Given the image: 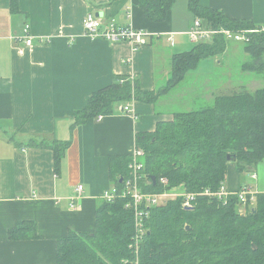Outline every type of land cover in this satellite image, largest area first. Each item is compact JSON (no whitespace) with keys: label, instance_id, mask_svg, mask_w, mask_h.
<instances>
[{"label":"crops","instance_id":"crops-1","mask_svg":"<svg viewBox=\"0 0 264 264\" xmlns=\"http://www.w3.org/2000/svg\"><path fill=\"white\" fill-rule=\"evenodd\" d=\"M15 1L18 11L12 12L11 0H0V264H56L59 239L94 230L95 211L113 187L109 158L131 156L136 134L153 132L157 123L185 111L169 98L175 87L154 104L132 102L131 114L119 105L112 116L74 127V113L114 77L136 78L145 92L163 89L171 57L194 46L188 32L199 18L190 13L187 0H175L163 23L147 19L137 0ZM199 4L264 28V0ZM89 12L103 22L112 18L145 32L147 44L133 50L128 43L90 39L83 29ZM26 25L31 48L23 41ZM200 84L189 92L213 89L210 80ZM214 91L205 94L207 103ZM33 139L67 143L58 172L49 148L28 146ZM223 184L232 192L247 187L261 194L264 162L243 174L230 162ZM78 186L82 191L72 210ZM21 222H33L38 239L9 240L8 231Z\"/></svg>","mask_w":264,"mask_h":264},{"label":"trees","instance_id":"trees-1","mask_svg":"<svg viewBox=\"0 0 264 264\" xmlns=\"http://www.w3.org/2000/svg\"><path fill=\"white\" fill-rule=\"evenodd\" d=\"M174 1L137 3L147 19L163 23ZM187 1L190 13L215 29L257 31L248 35L247 43H241L250 57L243 68L264 74L262 27L201 7L199 0ZM11 11H18L15 0H11ZM227 43L222 36H215L209 42L194 44L190 51L174 54L168 82L159 91H142L136 78L114 77L109 86L93 93L85 107L74 113L73 126L99 116H112L119 105L130 102L154 104L177 87L199 62L223 54ZM28 146L49 148L58 172L68 145L33 139ZM135 147L144 151V192L160 193L179 186L190 194L216 192L224 183L230 162L237 173L243 174L264 160V88L253 93L215 94L209 106L175 113L170 121L157 123L153 132L136 134ZM130 161L131 156L109 158L110 180L117 190L123 187ZM151 177L156 178L155 184ZM160 178L168 181L164 189ZM127 203L125 198L101 201L92 232H69L57 241L56 264H264V193L257 194L255 206L245 214L238 213L235 197L229 198L226 206L216 198L198 196L188 210L182 208L179 198L152 207L139 245ZM8 239H38L35 224L18 223L8 231Z\"/></svg>","mask_w":264,"mask_h":264},{"label":"built area","instance_id":"built-area-1","mask_svg":"<svg viewBox=\"0 0 264 264\" xmlns=\"http://www.w3.org/2000/svg\"><path fill=\"white\" fill-rule=\"evenodd\" d=\"M29 29L28 25L24 27L23 41L26 47L31 48L32 38L29 34ZM83 29L84 34L90 39H103L109 43H128L133 47V50L147 44V34L145 32L137 30L131 25H119L112 18L103 22L102 19L96 17L92 12L87 13L83 19ZM251 33H257V31L241 30L234 32L227 29H215L206 20L195 19L188 32V37L193 44H197L199 42H209L215 36H222L228 42L234 41L237 43H247L249 41L248 35ZM131 103L132 102L121 106V111L125 114H131ZM101 118V116L98 117V119ZM143 157L144 151L135 147L131 154V161L128 166V175L122 180V189L117 190L112 187L103 196V200L109 203L117 198H125L128 200L126 208L131 209L133 213L137 245L141 243L143 236L146 234L147 229L145 224L147 218L149 217V210L152 207L163 205L169 200L179 198L183 209H192L198 196L216 198L222 206H226L229 198L231 197L237 198L238 206L243 208H253L256 203L257 194L247 187L232 192L227 190L224 184H222L216 192L205 190L199 194H190L187 193L182 186L168 190L164 189L168 186V181L165 178H160L159 180L160 185L164 189L162 192H144L141 186L142 171L144 168L142 162ZM250 178L255 179L256 175L251 174ZM81 191L82 186H78L76 189V196L71 199L70 209L75 210L77 208Z\"/></svg>","mask_w":264,"mask_h":264},{"label":"rangeland","instance_id":"rangeland-1","mask_svg":"<svg viewBox=\"0 0 264 264\" xmlns=\"http://www.w3.org/2000/svg\"><path fill=\"white\" fill-rule=\"evenodd\" d=\"M262 31H264V28ZM249 60L250 57L243 51L241 43L229 41L223 54L202 60L194 69L190 70L184 80L177 86L176 92L172 93L173 95L169 98H172V101L180 106L179 111L187 112L209 106L210 102L207 104L205 94L210 91L215 90L214 92L218 91L216 95L225 96L240 92L253 93L264 88V74L252 73L243 68ZM206 79L212 82L213 89L203 90L205 88H202L197 93L191 94L189 92L190 90L199 89L202 85L200 83H204ZM157 82L159 85H163L160 82V77L157 78ZM211 95L208 94V97ZM192 98L194 99L192 100ZM263 162L264 160L259 164ZM239 207L237 206V211L240 214H245L249 209Z\"/></svg>","mask_w":264,"mask_h":264},{"label":"water","instance_id":"water-1","mask_svg":"<svg viewBox=\"0 0 264 264\" xmlns=\"http://www.w3.org/2000/svg\"><path fill=\"white\" fill-rule=\"evenodd\" d=\"M228 160H229V158H228ZM151 181L153 182V184H155L156 178L155 177H151Z\"/></svg>","mask_w":264,"mask_h":264},{"label":"bare ground","instance_id":"bare-ground-1","mask_svg":"<svg viewBox=\"0 0 264 264\" xmlns=\"http://www.w3.org/2000/svg\"><path fill=\"white\" fill-rule=\"evenodd\" d=\"M257 194V193H256Z\"/></svg>","mask_w":264,"mask_h":264}]
</instances>
